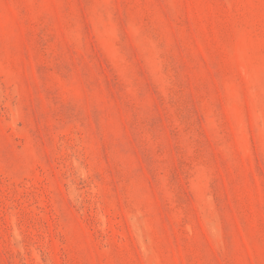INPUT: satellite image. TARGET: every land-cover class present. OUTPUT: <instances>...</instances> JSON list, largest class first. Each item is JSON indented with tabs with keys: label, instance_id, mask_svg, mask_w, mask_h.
Instances as JSON below:
<instances>
[{
	"label": "rangeland",
	"instance_id": "rangeland-1",
	"mask_svg": "<svg viewBox=\"0 0 264 264\" xmlns=\"http://www.w3.org/2000/svg\"><path fill=\"white\" fill-rule=\"evenodd\" d=\"M0 264H264V0H0Z\"/></svg>",
	"mask_w": 264,
	"mask_h": 264
}]
</instances>
